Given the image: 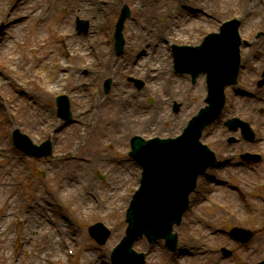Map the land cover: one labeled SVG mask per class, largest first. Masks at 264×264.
<instances>
[{
  "label": "rangeland",
  "instance_id": "rangeland-1",
  "mask_svg": "<svg viewBox=\"0 0 264 264\" xmlns=\"http://www.w3.org/2000/svg\"><path fill=\"white\" fill-rule=\"evenodd\" d=\"M20 6L14 5L12 0H0L1 13L4 14L6 8L10 10H22L28 8V4L34 0H22ZM171 0H114L117 7L112 8L117 10L113 15H108L105 33L106 41L104 47L110 50L113 62L119 61L123 58H116L114 55V34L115 26L118 21L121 10L128 7L131 11V18L126 23L124 36L127 41L128 38V25H134L141 14L138 12V7H154V5L166 8L169 6ZM201 1V0H199ZM241 0V12L236 14H228L225 17L218 19L211 17V11L216 8L207 6H197L192 0H185V4L200 9L199 13L201 23L203 26H208L210 22L215 20L217 23V31L221 25L230 20L238 19L241 22L240 34L242 40L251 45V48L243 49V62L249 66L254 67L256 72H262L264 69V37L259 41L256 40L258 34L264 36V0H246V4ZM120 4V7H119ZM148 5V6H147ZM141 9V8H140ZM145 9V8H144ZM218 12L221 10L218 8ZM249 9L250 12L244 14L245 10ZM36 11V8L27 10L26 17L19 18V24H25L24 30L19 34L22 36L26 34V27L32 24L29 19ZM224 11V10H223ZM228 11V10H227ZM229 12V11H228ZM71 16L64 19V16L57 17L58 21L63 19L64 23L70 26L72 30V37L65 38L58 33L53 32L52 50L47 52L45 56H51L54 53L57 58L68 61V64H74L72 61L73 47L78 38H84L87 44L89 34H93L91 29L92 20L88 16L82 15L79 11H71ZM208 15V16H207ZM214 15V14H213ZM163 19H161V18ZM213 19H208V18ZM4 15H0V49L4 50L9 47L13 38H16L13 31L9 30L8 24L2 22ZM157 20L161 21V25H165L166 16L157 15ZM176 18H179L178 16ZM60 19V20H59ZM30 20V21H29ZM80 20L89 24V33L86 36H78L76 31V21ZM69 22L71 24H69ZM131 24V25H130ZM34 25V24H33ZM2 28H4L2 32ZM2 32V33H1ZM189 32H183L180 38L188 36ZM203 33L202 40L205 36L211 34ZM15 46H12L10 55L18 56L19 58H27L25 53L31 52V46L24 45V39ZM166 41H168L166 39ZM166 41H164L166 43ZM200 42V43H201ZM164 43V44H165ZM200 43L196 46H199ZM182 43H179L181 46ZM168 49V58L172 60L171 48ZM33 48V47H32ZM129 53V48L125 47V53ZM70 62V63H69ZM8 60H0V107L5 113L6 119L0 114V185L8 184L6 190L0 191L1 195H6L12 192L14 195L10 205L14 211L27 216L30 206L39 202H46L45 199H53L55 205L53 212H50L52 217V224L56 223L53 230L48 233L52 236L44 237L38 242V260L36 264H110V255L116 245L125 236L127 228L125 217L126 211L129 207L134 193L137 191L140 180L141 171L135 167V164L130 160L128 153L130 152V141L135 136H140L144 139L149 137L154 138H171L181 133V129L186 126L187 121L195 116L201 108L205 106L204 100L207 96L206 85L202 78V85L199 90L197 80L196 84L191 85V79L185 81V84L192 88V93H181L175 91H153L141 93L140 102L143 103L141 108L148 114H153L158 111L159 114L163 113L161 110L164 107L165 118L163 122L150 121L147 123V128H143L144 124L133 125L131 128L128 125L121 123L106 124L103 121H97L95 115L100 111L93 109L94 116H89L88 126L83 124V116L86 117L89 113L85 112L79 117L74 118L73 124L68 128H62L60 131V122L56 115V97L68 96L73 114L76 108L74 101L70 98V93H74L72 89H65L57 91L55 96L48 102H40L35 99V95H40L35 85L27 86V80L24 77L18 79V82L11 81L12 75L9 73L7 65ZM172 66V62H171ZM9 67L13 68L14 64ZM15 69V67H14ZM171 74L174 70L171 68ZM20 75H24L20 74ZM177 76V75H175ZM86 77V76H85ZM258 75L252 74L248 67L240 75L239 86L227 91L228 106L223 118L220 122L216 123L212 128L206 131L203 141L211 143L210 140L223 137L221 142L216 143L211 147L217 154L221 162V167L210 172L209 176L201 179L199 182V190L192 197V208L184 218L182 226L176 229L179 237V250L176 254L167 252L164 248V242L156 245H150L145 239L139 241L135 250L145 253L147 255V264H257L264 260V162L260 165L245 164L240 160V156L245 152L259 153L264 157V90L258 91L252 82L258 79ZM134 78L138 81L139 75L131 73L130 75H109L103 77L102 82L95 88V81H87L86 87H91V93L100 92L99 97L104 100L110 98L109 95L104 94V83L107 79H111L114 84L113 88H117L119 83L125 85L127 89H133L138 92L136 85L131 83L130 80ZM7 82L9 84H7ZM95 88V90H94ZM112 88V89H113ZM113 89V91H114ZM248 93L253 96L248 97V94L237 96L236 92ZM112 92V91H111ZM173 92V93H171ZM29 102L33 108V114L43 115L44 124L29 126L26 123L25 112L19 106V102ZM153 102L150 104V102ZM36 102L37 105H36ZM261 102V103H259ZM174 103L182 106V112L179 117L172 115V108ZM17 104V105H15ZM262 112V113H261ZM96 113V114H95ZM73 116V115H72ZM251 124L257 134L258 142L255 145H250L241 141L238 145H228L227 139L233 134H229L223 125L226 121L236 118ZM159 117H157L158 119ZM49 119V120H48ZM174 119V120H173ZM96 123H99L97 126ZM102 126V127H101ZM71 128V129H70ZM101 128V129H99ZM14 130H19L22 134L27 135L35 144H40L47 139L53 142V156L48 159L40 161L23 156L18 150L13 147L12 133ZM133 131L127 139H122V134H128ZM146 132V133H145ZM154 134V135H152ZM152 135V136H151ZM235 137H238L235 134ZM118 140H116V139ZM79 142L78 150L70 149L68 144L70 142ZM212 145V144H211ZM210 145V146H211ZM80 148V149H79ZM75 149V150H74ZM101 158L102 162L98 161V166L90 172L91 178L95 186H80L81 192L87 189L89 199L87 205L89 213L84 216H79L73 203L65 197L62 192L65 186L62 183L67 178V172L73 168L74 164L82 160H94ZM17 159V160H15ZM10 161H17V165L11 166ZM114 169V170H113ZM119 170L118 173L116 171ZM100 175H104L105 180L101 181ZM123 179L121 186H112L117 179ZM111 193V194H110ZM116 196L111 205H105L104 199L111 197L108 195ZM12 195V194H11ZM110 206V207H108ZM11 208V207H10ZM0 211H4L3 203H0ZM10 211L6 216H9ZM0 216V222L6 217ZM102 223L112 233L111 238L104 246H98L88 234V229L97 224ZM243 228L251 231H258V236L255 241L249 246H239L229 236V232L233 228ZM15 234H20L21 225H14ZM17 238V235H15ZM15 239V237H13ZM16 240V239H15ZM53 242L55 245L60 244V253L62 257L56 258L53 252L45 251L43 245L46 247L48 242ZM16 246V241L12 243ZM16 247H8L7 254L16 253ZM226 248L233 252V256L228 259H223L221 250ZM68 252H73L69 255ZM20 264H31L29 254H23ZM67 262L65 263V261ZM0 264L1 258H0Z\"/></svg>",
  "mask_w": 264,
  "mask_h": 264
},
{
  "label": "bare ground",
  "instance_id": "bare-ground-1",
  "mask_svg": "<svg viewBox=\"0 0 264 264\" xmlns=\"http://www.w3.org/2000/svg\"><path fill=\"white\" fill-rule=\"evenodd\" d=\"M184 1L171 0L169 6L166 8L158 6L159 4L154 5V7L147 5L148 8L138 7V10H140L138 13L141 14V17L137 19L134 25H128L126 43L129 53L127 52L121 60L116 62H113L109 48L104 47V43L108 42L105 36L108 25L107 17L108 15H113L118 8L114 0H34L28 4L29 7L26 9L10 10L6 8L4 14L1 13L0 9V15H4L2 22L8 24L9 30L13 31L16 37L12 39L8 48L4 50L0 49V60L7 58V68L12 75L11 81L13 83L18 82L19 78L24 77V80H27V86L35 85V88L40 93V95H35L37 101L48 103L57 91L59 92L67 88L72 89L74 93H70V98L74 101L75 107H78L73 117L82 120L81 114L88 112L89 114L86 117L83 116V124L86 126H88L89 116H94L93 109L97 108L96 110L98 111L99 109L100 112L95 116L99 123L101 121L106 124L111 122L116 124L121 123L122 125L132 126L131 128H134L133 125L144 124L145 126L142 127L147 128V123L156 121L158 122V127L155 130L157 131L160 127V122H163L165 118L164 107L161 110L163 113L159 114L158 111L160 109H158L153 114V117H151V114L141 109L143 103L139 100L142 96V91L149 92L155 89L158 92H170L171 90L178 92L180 94L178 97L182 96V92L187 94L193 92L192 88L190 87L189 89L185 84V81L189 79L188 76H175V74H171L173 60H169L168 49L165 46L182 43L196 47L201 42L203 33L217 31L215 20L210 22L208 26H203L198 15L202 11L193 6H188ZM192 2L200 7L216 8L215 11H211L214 14L211 17L213 16L215 19L241 12V0H192ZM246 2V0L243 1L244 4ZM12 3L17 8L23 1L12 0ZM114 7L117 8L112 10ZM30 8H36V11L29 17L32 20V24L26 27V34L21 36L20 34L25 29L26 23L23 25L19 24L21 22L19 18L26 17L25 14ZM218 8L221 9L219 12ZM74 10L79 11L84 16H88V19L92 20L90 30H93V34L86 36L89 37L87 44L84 38H78L73 47V55H70L74 64L72 65L69 62L71 64L69 65L68 61L57 58L54 53H50L51 56H45V54L52 50L50 45L53 42V32L65 38L73 36L70 26L68 27L63 22V19L58 21L56 18L64 16L63 18L66 19L71 16V11ZM247 12H250V10L246 9L244 14ZM158 14L166 16L165 25H161L160 20L163 18L160 17L161 19L157 20L156 16ZM177 16L179 18H176ZM213 18L209 17L208 19ZM69 24L71 23L69 22ZM184 31L189 32L188 36L180 38ZM20 39H24L25 46L32 45L33 47H30L31 52L25 53L26 59L19 58L18 56H8L10 55L8 53L12 50V46H16L21 41ZM213 45L214 50H216L219 43ZM201 48L207 52L213 50L211 46L208 48L201 46ZM11 64H14L15 69L14 67H9ZM245 67H249V65L245 64ZM198 68L201 71L205 69L203 66H198ZM23 73L24 75H20ZM131 73L138 74L139 79L142 80V84L144 85V88L142 89L141 87L138 92L131 88L127 89L124 84L119 83L117 88H113L114 91L112 90L111 97L104 100L99 97L100 92L95 91L96 93L93 95L90 86L85 88L87 81L92 80L95 81L94 86L96 88L106 74L117 75V77L118 75H122L123 77ZM7 84L9 83L7 82ZM201 87H203L202 78L198 82L197 91H200ZM228 87L229 90L232 89V86ZM232 90L235 93L234 89ZM17 106L21 107L23 109L22 112L26 113L25 117H27L25 120L27 125L32 127L40 125L42 127L44 124L43 115L33 114V108L29 102L21 101ZM2 110L0 107V114L5 120L6 115ZM80 115L81 117H79ZM157 117L159 118L157 119ZM99 123H96V125L98 126ZM130 132L122 134V139H127L132 133H135L133 131ZM144 137L148 136L144 135ZM78 145H80L79 142L74 141L70 142L68 147L70 149L75 147L78 150ZM101 160V158H96L95 161L92 159L89 161L82 160L74 164V167L68 170L67 178L62 183V186H65V188L60 193H65V197L71 199L70 201L75 206V210L79 216L89 213L88 206L93 204L88 205L89 199H87V195L89 192L85 187L84 191L81 192L80 186H95L90 172L92 173V169L97 167L98 161L100 162ZM17 163V161H10L11 166H15ZM118 172L119 170L116 171V173ZM123 179L125 180V178ZM123 179L119 177L115 183H112V186H121L120 182ZM7 187L8 184H1L0 191L6 190ZM110 194L108 196H111ZM13 195L10 192L0 196V203H3L4 208V211H0L1 217L6 216L10 211H14L10 205ZM115 197H106L104 204L111 205ZM45 201V203L39 202L30 206L27 209V216H23L22 213L20 215L17 211H14V213H10L9 216H6L0 222V258L2 264H20L23 254L30 255L31 264L37 263L39 240L45 235L44 232H47V235L44 237L52 236L48 231L53 230L54 227L56 228V223L52 224L53 220L50 215V212L54 210L53 206L55 203L50 198L45 199ZM12 203L14 204V201ZM15 224L21 225L20 234H15ZM15 235H17V238ZM14 241H16L15 245L18 246L17 252L12 254L8 252L7 254L8 247H16L12 244ZM53 242H48L46 247L43 245V249L48 252L52 250L51 252H53V256L56 258L62 257L59 252L61 248L60 244L55 245Z\"/></svg>",
  "mask_w": 264,
  "mask_h": 264
},
{
  "label": "water",
  "instance_id": "water-1",
  "mask_svg": "<svg viewBox=\"0 0 264 264\" xmlns=\"http://www.w3.org/2000/svg\"><path fill=\"white\" fill-rule=\"evenodd\" d=\"M128 16H122L118 29V51L123 53V24ZM79 23V29H82ZM238 22L227 24L223 35L218 36L222 43L216 50H212L210 59L212 68L209 73L211 85L208 102L210 108L194 120L187 135L178 141L145 143L136 138L133 141L134 159L144 168L142 188L136 194L132 206L128 212L129 224L126 237L121 245L113 253L114 264H144V256L133 252L134 243L146 235L149 241H157L164 238L172 251L176 250L177 237L172 235L174 224H180L183 214L189 206L188 196L196 188V180L203 174L214 161L213 155L199 143L202 130L210 125L221 113L225 104L224 88L228 84H235L239 71V47L241 45L237 34ZM202 49V48H200ZM198 49V50H200ZM196 77V76H195ZM60 110L69 119V104L66 98L59 101ZM234 130L236 127L229 123ZM248 139L254 140L248 126L245 125ZM25 141L32 150L42 151L44 156L51 155V145L46 143L41 148L34 147L27 137L16 132L15 141ZM37 157H42L41 153ZM91 236L100 244H105L110 233L98 225L90 230ZM235 235L244 233L234 231ZM103 234V235H102Z\"/></svg>",
  "mask_w": 264,
  "mask_h": 264
}]
</instances>
